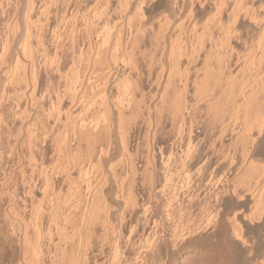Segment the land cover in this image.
<instances>
[{"label": "bare ground", "instance_id": "1", "mask_svg": "<svg viewBox=\"0 0 264 264\" xmlns=\"http://www.w3.org/2000/svg\"><path fill=\"white\" fill-rule=\"evenodd\" d=\"M263 2L0 0V242L4 247L0 257L3 252L7 255L0 264H163L169 249L206 232L208 236L201 242L204 251L211 252V264H264ZM204 11L208 13L198 17ZM248 31L257 34L255 45L260 54L255 62V56L244 62L242 56L244 75L241 72L237 79L238 74L231 76L241 67L235 45L251 37ZM157 52L160 58L170 57L165 60L168 67L158 55V69L157 60L147 61ZM193 54L204 59L203 65L200 61L203 73L193 81L196 102L202 101L210 116L208 125L203 123L201 128L214 124L210 128L214 140L222 144L229 139L233 149L239 150L236 156L235 152L213 155L215 165L223 170L215 180L209 177L217 199L214 211L201 218L148 215L130 186L134 180H130L123 203L130 211L141 205L142 213L118 222L119 228L127 227V237L122 230L112 236L104 204V196L110 192L103 190L97 170L100 159L109 157L116 131L125 152L130 140L139 147V140H133L141 133L139 137L149 138V145L157 151L139 164L145 182H153L161 172L167 184L176 180L171 165L182 170L211 161L210 155L193 146L198 125L193 116L195 104L186 105L177 94L178 83L187 73V67L184 73L181 70L185 59L182 62L180 58L190 60ZM145 55L149 56L147 62ZM193 60L188 63L194 65ZM48 71L52 77L53 73L58 76L55 88L49 84ZM182 83L184 93L187 79ZM144 85L146 89L154 86L150 100L145 97ZM113 88L116 98L111 94ZM95 103L99 113L93 115ZM163 109L170 111L172 131L179 125L175 133L185 138L177 157L169 148V153H162L163 145L172 147L178 138L164 128ZM55 156L62 163L58 171L49 160ZM49 161L53 168L46 164ZM128 166L131 173L136 171V164ZM76 173L85 180L76 184ZM192 179L188 172L182 174L180 184L173 183L165 193L167 198H177L182 188L197 182ZM221 182L231 188L217 191L215 184ZM62 186H72L70 195L75 200L70 207L64 205L65 197H60Z\"/></svg>", "mask_w": 264, "mask_h": 264}, {"label": "rangeland", "instance_id": "2", "mask_svg": "<svg viewBox=\"0 0 264 264\" xmlns=\"http://www.w3.org/2000/svg\"><path fill=\"white\" fill-rule=\"evenodd\" d=\"M264 3V2H263ZM258 4H260V3H258ZM262 4V3H261ZM262 5H264V4H262ZM261 5V6H262ZM160 10V9H159ZM205 12V14H203ZM204 12H202L201 13V15L202 16H198V17H202L203 18V16H205L207 13H208V11L206 12V11H204ZM200 15V14H199ZM233 27V26H232ZM250 32V33H249ZM252 32V33H251ZM248 33L249 34H247V36L249 35V36H251V37H246V38H244L245 39V41L243 40L242 42H240V43H238L237 45H235V48H236V52L237 53H239V55L237 56V53H236V56L237 57H239L240 58V60H239V58H238V60L240 61V62H238V66L240 65L241 67H237V69H235L233 72H232V74L233 75H231V76H235L236 74H238L237 76L239 77V78H237V79H241L240 78V74H241V72H243V69H242V61H241V59H242V56L243 55H245L244 56V60H243V62L245 61V58L247 57L248 59L250 58H254V56H255V58L252 60L253 62H255V61H257L256 60V56L258 55V54H260L259 52L260 51H257L258 50V48H257V45H255V44H257V34L255 33V31H248ZM252 34V35H251ZM255 37H254V36ZM247 39V40H246ZM250 40V41H249ZM254 40H256V41H254ZM246 42V43H245ZM253 42H255V43H253ZM244 43V44H243ZM253 45H254V47H253ZM237 47H238V49L239 50H237ZM247 47V48H246ZM235 48H234V50H235ZM255 48H256V50H255ZM152 53H153V51H151ZM149 53V52H148ZM152 53H150V54H152ZM258 53V54H257ZM159 54V52H157V53H155V55L154 54H152L151 55V57H152V59L151 58H148L149 56H147L146 57V55H145V61L147 60L146 58H148V60L147 61H149V59L150 60H152V62L153 61H155V60H157L158 59V57H159V59H163V62L165 63V64H163L164 65V67H168L169 66V61H165V60H169L170 59V57H164V58H160V56L158 55ZM157 55H158V57H157ZM201 55H204V54H202L201 53ZM154 56H155V58H154ZM192 56V58H190V60H188L186 57H182V58H180V60L182 61L183 59H185L186 60V62H187V60H188V62L189 61H191V60H193V58L196 56V58H194V59H196V60H193L194 62H192V63H194V65L193 64H191V62H190V64L192 65H190L188 62V64L190 65H188L186 62H185V60H183L182 62H183V64H182V62L180 63L179 62V66H180V64H182L180 67H183L181 70L183 71V73H184V71H186V68L184 69V67H187V73L185 74H183V76L184 75H186L185 77H183L182 75H181V70L180 71H178L180 74L178 75L179 76V78L182 76L183 78H181L180 79V81L181 82H179L178 83V81H179V78H178V76L177 77H174V79H175V81H176V83H178V84H180L179 86H181V88H177V89H179V91H177V94H179V95H181L180 96V98L184 101V102H186L187 104L186 105H188L189 103H191V104H195V111H194V113H193V116L195 115L196 117L194 118L195 120H194V122L195 123H198V125H195V128H196V130H195V135H196V137L195 138H193L192 140H193V146H194V148L197 150V151H199V152H201L202 154H207V155H210L209 156V158H210V162L209 163H206V164H203V165H201L200 167L198 166V167H196V166H193L194 167V169H193V167H187V168H185V169H180V166H177L176 164L175 165H171L170 166V168L169 169H171L170 171H172L173 172V177H175V178H173V179H176V180H173V182H168L167 184L165 183V181L163 180V177H162V174H161V172L160 173H158L157 175H158V178L156 179V177H154L155 179H154V181L153 182H145V180H144V175L141 173L142 172V167L140 166L141 164H143V161L145 162V160H146V155L147 156H150L152 153H154V154H157L156 152V150L155 149H152V147H151V145H149L150 144V142H149V138L146 140L145 138H143V140H142V138L141 137H139V136H141L142 135V133L138 136V138H134V139H137V140H133V141H138L139 140V142L140 143H138V142H136L137 144H139V147H138V145H137V147L135 148V146L136 145H132V144H134L133 142H132V140H130V146L128 147V149H127V151L128 152H125L124 150H122V146H120V144L121 143H119V131H116L118 134H115L116 136H114V138H113V141L115 140V142H113V144H112V146L114 147L115 146V148L113 149V147H112V149H113V152H111V150L110 151H108V154L106 153V155H108L109 157H104L103 156V159H100L101 161H99V163H98V168H99V172H98V170H97V174H100L99 176V179H100V182H102V184L104 185L103 186V190L105 191V192H110V193H108V194H106V196H104V200H105V205H106V211H107V213H109L108 214V217H109V215H110V218H108V220H109V230H111V232H112V230H114L113 232H112V236H114L115 234H117V233H115V231L117 232V230H118V232H119V230H120V232H121V230L123 231L122 232V234L123 233H125V236L127 237V227H121V228H119L120 226H118L119 224H118V222L121 220V218H128L129 216H133L134 214H136V215H138V213L139 214H141L142 213V211H140V208L139 207H141V205L139 206V207H137L136 209H134L135 210V212H134V210L132 211V213H131V211H130V209L131 208H129V210H128V208L125 206V204L123 203L124 202V200H123V195H124V193L126 192L125 190H127L126 188H128L129 186H127V185H129L128 183L130 182V180L132 181V180H134V181H132V183L134 182V184H132L131 182H130V186H131V188H132V190H133V192H135L134 194L136 195V197L140 200H138V203H140V204H143V206H144V209L145 208H147L146 210H147V212H146V214H148V215H153V216H156L155 214H157V215H169V216H175V215H181L182 217H188V218H201V217H203V216H205V215H207L209 212H211L212 210L214 211V208H212V206L214 207L215 206V204L217 203V199L216 198H214V194H212L213 192H211L212 190V185H213V181L212 180H210V178H213V177H215V179H216V176H218V172H219V174H221V172L223 171L222 170V168H218V166L217 165H215V161H213V158H215L214 160H216L217 158V155H216V153L218 154V153H221V155L223 154L224 155V153H225V155L224 156H227L228 155V153L227 152H231L230 154H234V152H235V156L239 153V152H237V151H239L238 150V148H237V150L235 149L236 147H234V149H233V145L232 144H230V141H229V139H224L223 140V143L222 144H219V142L215 139L214 140V133L212 132V131H210V128L212 129V126L214 125V124H212V126H210L211 124H209V126L210 127H208V126H205V127H208V128H203L204 127V125H208V121H210V120H208V118L210 117V116H207L206 115V111H205V106H204V104H203V102L202 101H198L197 100V102H196V99L197 98H195L196 96H194L195 95V88H194V86L195 85H193V81H195L194 79V77H196L197 75L198 76H200V75H202V73H203V66H202V68H201V65H200V61H201V64L203 65L204 64V62H203V60L204 59H202L200 56L197 58V55H195L194 56V54L193 55H191ZM194 56V57H193ZM205 56V55H204ZM257 57H259V55L257 56ZM246 58V59H247ZM199 61H198V60ZM213 61L215 60V58H211ZM211 59L209 60V64H212L211 65V67L212 66H214L215 67V65L213 64L214 62L213 61H211ZM143 60V61H144ZM171 60V59H170ZM146 61V62H147ZM160 61V60H159ZM198 61V62H197ZM151 62V63H152ZM158 62V60L157 61H155L154 62V64H156ZM168 62V63H167ZM196 62V63H195ZM203 62V63H202ZM213 62V63H212ZM187 65H186V64ZM145 64V63H144ZM154 64H152V65H154ZM158 64H160V63H158ZM158 64H156V65H158ZM185 64V65H184ZM196 64V65H195ZM216 64V63H215ZM156 65H154V66H156ZM168 65V66H167ZM253 65H255V64H253ZM144 67V66H143ZM157 67V69L159 68V65L158 66H156ZM214 67H212V68H214ZM145 68V67H144ZM155 68V67H154ZM255 68H256V66H255ZM255 68H254V66H253V72L252 73H254V70H255ZM168 69V68H167ZM201 69V70H200ZM240 69H242V70H240ZM154 70H156V68L154 69ZM237 70H239L238 72H237ZM251 70V71H252ZM48 72H50V71H48ZM53 73V72H52ZM154 74V73H153ZM57 76V74H54L53 73V77L54 76ZM242 75H244V72L242 73ZM47 76H49L48 75V73H47ZM175 76V75H174ZM197 76V77H198ZM237 76H235V77H237ZM52 77V75H51V72H50V77L48 78V79H52L53 78ZM188 77V78H187ZM196 77V78H197ZM49 80V84H51L52 85V88H55L56 87V85H57V83H58V76H57V78L55 77V79L52 81V80ZM57 79V80H56ZM184 79H187V87L185 88L186 90H185V92L183 93V90L182 89H184L182 86H183V83L182 82H184ZM146 85H148V84H146ZM54 86V87H53ZM144 87H145V89H143V92L145 93V97L148 99V100H150V98H151V94H152V91L154 90V86H152V88L150 87H147L148 89H146V86L144 85ZM116 90H118L119 92V95L121 94L120 92H121V90H120V88H119V86H117L116 88H115ZM115 89L113 88L112 89V93L111 94H113L114 96L115 95H117V91L115 92ZM152 89V90H151ZM114 90V91H113ZM148 90H149V92H148ZM173 90H175V89H173ZM171 91V90H170ZM180 91H181V93L182 94H180ZM52 93H53V91H51ZM151 92V93H150ZM173 92V91H172ZM172 92H170L169 93V95H170V97L172 98L173 97V94H174V92L172 93ZM176 92V91H175ZM220 91H218V93H219ZM115 93V94H114ZM109 95V94H108ZM117 96H115V98H116ZM146 98H144V100L145 101H147L146 100ZM193 99V100H192ZM153 100V99H152ZM191 104H189V105H191ZM93 107H96V108H93V109H91V111H94V109H95V114L93 113V112H91V113H93V115H96V114H98L99 113V110H97V112H96V109H99V104H97V103H95L94 105H93ZM167 108V107H166ZM167 111H169V109H163V115L166 117H164L163 119V126H164V128L166 129V131L168 130L169 131V133L168 134H171L170 132H172V134L174 133V137L175 136H177V137H175V139L177 138V144H175L174 146H175V148H174V146H170V145H167V144H165V145H163L164 146V148L162 149L163 151H162V153L163 154H167V153H164V152H168L169 153V149H170V153L171 152H174L173 154H174V157H177V155H179L178 153H180L179 152V150H181L182 149V147L181 146H183V144H184V139L185 138H183V136L181 137V134L180 133H175V131H178L177 129H178V127L177 126H179V125H176V126H174V128H175V130L174 131H172V123H173V120H172V118H170V114H169V112H167ZM167 117L168 118H170V119H168L167 120ZM204 119V120H203ZM210 119V118H209ZM201 120H203V121H205V122H201ZM203 123H205L204 125H203ZM201 125L203 126L202 128H201ZM200 128H199V127ZM199 130V132H198V130ZM212 132L211 134H210V132ZM165 134L166 135H168L167 134V132H165ZM171 134V135H172ZM134 135H136V134H134ZM165 135V136H166ZM213 136V137H212ZM143 137V136H142ZM179 137H180V140H179ZM116 138V139H115ZM165 138V137H164ZM164 138H161V139H159V140H163ZM197 138V139H196ZM216 138V137H215ZM118 139V140H117ZM140 139H141V141H140ZM166 139H168V137H166L164 140L165 141H167ZM145 140V141H144ZM151 140V139H150ZM158 140V139H157ZM164 140H163V142H164ZM180 142H179V141ZM225 140H228V141H225ZM118 141V142H117ZM143 142H145V143H143ZM149 142V143H148ZM152 142V141H151ZM158 142V141H157ZM160 143H162L161 141H159ZM225 142V143H224ZM114 143H116V144H114ZM119 143V144H118ZM135 143V144H136ZM180 143V144H179ZM199 143V144H198ZM213 143V144H212ZM214 143H215V146H214ZM204 144V145H203ZM226 144H227V146H226ZM230 144V145H229ZM216 145H217V147H216ZM232 145V146H231ZM121 148H120V147ZM148 146V147H147ZM166 146V147H165ZM168 146V147H167ZM219 146V147H218ZM149 147H151V148H149ZM215 147H216V149H215ZM138 148V149H137ZM169 148V149H168ZM172 148V149H171ZM174 148V149H173ZM166 149V150H165ZM168 149V150H167ZM130 150V151H129ZM217 150V151H216ZM218 150H219V152H218ZM227 150V151H226ZM232 150V151H231ZM149 151H150V153H149ZM152 151V152H151ZM215 152V154H214V152ZM212 152V153H211ZM236 152H237V154H236ZM126 153V154H125ZM128 153V154H127ZM177 155H176V154ZM210 153V154H209ZM172 154V155H173ZM127 155V156H126ZM176 155V156H175ZM213 155H216V157L215 156H213ZM220 154H219V156H221ZM222 155V156H223ZM130 156H131V158H130ZM219 156H218V158H219ZM56 157V156H55ZM52 158V159H49L51 162H53V163H51L50 161H49V163L47 162L46 164L48 165H50V163L51 164H53V167H55V169L58 171L59 170V168L57 169V167H60L61 166V159H60V157H56V158ZM127 157H128V160L129 159H131L130 161H128L127 162ZM106 160H105V159ZM108 158V159H107ZM135 158V159H134ZM145 158V159H144ZM53 159L55 160V161H57L58 162V164H57V162H55V161H53ZM133 159V160H132ZM144 159V160H143ZM60 162H59V161ZM102 160H104V161H102ZM103 164H102V163ZM105 162V163H104ZM106 162H108V163H106ZM130 162L131 163H134V164H136V171H134L133 173H131V168H129V166H128V163L130 164ZM138 162V163H137ZM56 163V164H55ZM127 163V164H126ZM99 164H100V166H99ZM140 164V165H139ZM48 165V166H49ZM139 165V166H138ZM217 166V167H215V169H214V167L213 166ZM51 167H52V165H50ZM174 166V167H173ZM206 166V167H205ZM52 167V168H53ZM97 168V169H98ZM198 168V170H196ZM130 169V170H129ZM189 169V170H188ZM220 170V171H218V170ZM92 171V170H91ZM90 171V172H91ZM141 171V172H140ZM139 172V173H138ZM189 173L192 177H193V179L192 180H194V179H196V183H194L195 182V180L193 181V185L192 186H188V187H184V188H182V190H181V192L179 193V196L177 197V198H175V199H171V200H169L167 197V194H165L168 190H170V186L174 183V184H176V185H178V184H180L179 182H181V181H179V179L181 180V177H182V174H184V173ZM215 172V173H214ZM131 174H133L132 176H135L134 178L131 176ZM140 174H142L143 176H141ZM195 175H196V177H195ZM78 175H77V173L74 175V179L73 180H75V183L77 184V182H79L83 177L85 178V176H83L82 178H78L77 177ZM105 176V177H104ZM130 177H132L131 179H130ZM137 177V178H136ZM178 177V178H177ZM195 177V178H194ZM198 177V178H197ZM210 177V178H209ZM83 178V179H84ZM106 178V179H105ZM79 179V180H78ZM102 179V180H101ZM129 179V180H128ZM206 179V180H205ZM214 179V178H213ZM214 179V180H215ZM85 180V179H84ZM84 180L83 181H81L80 183H83L84 182ZM108 180V181H107ZM136 180H138V181H136ZM163 180V181H162ZM210 180V181H209ZM105 181V182H104ZM146 181H148V180H146ZM178 181V182H177ZM201 181V182H200ZM212 181V182H211ZM106 182H108V184L106 183ZM75 183H73V185L75 184ZM105 183H106V185H105ZM223 184V182H221V184L219 183H216L215 185L217 186H215L216 187V190L217 191H219V189L221 188V189H223V188H226V189H229V188H231V185H227L225 182H224V184ZM72 185V186H73ZM225 185V186H224ZM227 185V186H226ZM66 186V185H65ZM64 186V187H65ZM72 186L70 187L69 186V188H68V186H67V189H64V187L62 186L61 188H63V189H61L62 190V192L60 193L59 192V194H60V197L62 198V197H65V202H64V205L66 204V207H70V206H72L73 204H74V195L72 194V195H70V192L72 191ZM163 186V187H162ZM104 187H106L107 189H104ZM109 187V188H108ZM161 187H162V189H161ZM219 187V188H218ZM66 188V187H65ZM239 188V187H238ZM108 189H110V190H108ZM64 190V191H63ZM65 190H67L66 192H65ZM108 190V191H107ZM161 190H162V192H161ZM215 190V191H216ZM238 190H242V188H239ZM104 191H103V194L105 195V193H104ZM199 191V192H198ZM161 192V193H160ZM210 192H211V194H210ZM66 195H65V194ZM67 196H69L68 198H67ZM113 197V198H112ZM106 198H108V199H106ZM217 198H218V196H217ZM214 200H215V202H214ZM141 202H143V203H141ZM155 203H156V205H155ZM159 203V204H158ZM213 203V204H212ZM158 204V205H157ZM108 207V208H107ZM156 207V208H155ZM139 208V209H138ZM142 208V207H141ZM251 207H249V208H246V211L244 210V212H248L249 211V209H250ZM107 209H109V210H107ZM142 210V209H141ZM179 210V211H178ZM232 211V208L231 209H229V211ZM248 210V211H247ZM139 211V212H138ZM212 211V212H213ZM73 212H75V213H77V214H79V211L78 210H75V211H73ZM111 212V213H110ZM130 214V215H129ZM113 224V225H112ZM166 227H165V232L164 233H166V236H167V234H169V230H168V228H167V226L169 227V225L168 224H166L165 225ZM112 228V229H111ZM124 228H126V229H124ZM124 230H126V231H124ZM263 233V232H262ZM128 234H129V232H128ZM253 234H255V233H252V236H254ZM257 234H258V232H257ZM148 235V236H147ZM147 235H145V239H146V236L147 237H149L150 236V234H147ZM207 236H208V233L206 232V233H200V234H198V235H195L194 237H190V239L188 238V239H186V240H184L183 242H181L180 244H178V248H180V249H178V248H176V249H169V254H168V258H167V256L165 257V259H163V264H185L184 262H186V261H188V263L189 264H191V263H193V262H198V264H211V262H213V259H212V255H211V252L210 251H208L207 249H206V251H204L205 250V248L202 246V242H204V240H205V238H207ZM143 240V239H142ZM1 241V240H0ZM202 241V242H201ZM263 241H264V239H263ZM2 242V241H1ZM0 242V249L3 247V245H2V243ZM199 242V243H198ZM2 245V246H1ZM4 248V247H3ZM176 250V251H175ZM4 250H2V252H3ZM264 251V250H263ZM0 252H1V250H0ZM167 252V253H168ZM172 252H174V253H171ZM3 253H5V252H3ZM2 253V257H0V259L2 258V260H0V262H2V261H4L7 257V255H6V253H5V256H4V254ZM1 254V253H0ZM174 254V255H173ZM170 255V256H169ZM263 256H262V258L264 259V254H262ZM1 256V255H0ZM5 257V258H4ZM241 257V256H240ZM163 258H164V256H163ZM167 258V259H166ZM206 260H208V261H206ZM240 260V259H239ZM193 261V262H192ZM107 262V261H106ZM105 262V264H107ZM204 262V263H203ZM187 263V262H186ZM161 264H162V262H161Z\"/></svg>", "mask_w": 264, "mask_h": 264}]
</instances>
